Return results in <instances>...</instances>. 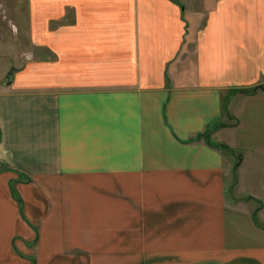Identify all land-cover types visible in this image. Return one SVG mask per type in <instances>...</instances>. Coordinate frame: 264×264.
<instances>
[{
  "label": "crops",
  "instance_id": "0c3cea01",
  "mask_svg": "<svg viewBox=\"0 0 264 264\" xmlns=\"http://www.w3.org/2000/svg\"><path fill=\"white\" fill-rule=\"evenodd\" d=\"M73 1L70 89L0 86V264H264L237 136L264 131V91L223 111L264 86V0ZM109 178L129 206L123 184L97 201Z\"/></svg>",
  "mask_w": 264,
  "mask_h": 264
},
{
  "label": "rangeland",
  "instance_id": "374dc122",
  "mask_svg": "<svg viewBox=\"0 0 264 264\" xmlns=\"http://www.w3.org/2000/svg\"><path fill=\"white\" fill-rule=\"evenodd\" d=\"M86 1V4L94 6L92 0ZM170 1L179 7L186 5L185 0ZM73 2V0H0V86L5 85L6 77L12 69V78L17 80V84L21 83L24 89L53 91L70 89V26L76 21ZM199 3L198 0V5ZM196 5L195 3L193 6ZM80 9L82 10L81 7ZM260 87L261 89L254 93H251L254 88L228 92L224 100L225 109L226 101L230 97L239 94L242 97L260 94V91H264V86ZM237 123L238 120H231L232 125ZM237 136L254 145L249 148L250 154H246L247 158L250 157L247 159L246 170L251 169L264 176V131L256 132L241 127L237 130ZM202 138L211 141L209 136ZM230 139L236 140L234 135H230ZM213 144L217 147L220 145ZM255 146L263 147L256 149ZM221 151L227 157L232 156L235 169L239 155L236 153L234 159L232 151L226 148ZM19 180L22 181L23 177H19ZM129 182L130 180L126 178L102 180L100 185L106 191V195L99 196L97 201L104 206H116L120 201L116 198L115 192L120 190L123 184V191L126 190L127 194L123 196L122 206H129L125 205L130 201ZM98 187L97 184L96 188Z\"/></svg>",
  "mask_w": 264,
  "mask_h": 264
},
{
  "label": "trees",
  "instance_id": "16d2710c",
  "mask_svg": "<svg viewBox=\"0 0 264 264\" xmlns=\"http://www.w3.org/2000/svg\"><path fill=\"white\" fill-rule=\"evenodd\" d=\"M259 89H261V87H256V88H254L253 90H251V93H254L255 91H257V90H259ZM223 111H224V113L227 114V111H226L225 107H224ZM218 127H219V125H218ZM214 147L218 148L219 150H222V149L226 148L227 150L231 151L230 148L226 147V146L223 145V144H222V145H219V147H217V146H214ZM236 166H237V165H236ZM16 174L18 175V179L12 180L11 183H10V187H11V195H12V198L17 202L18 207H19L20 214L22 215V214H23V204H22L21 199L18 197L17 193L15 192L13 185L16 184V183H18V182H19V183H28V182H30V178L24 176L23 174H21V173H19V172H16ZM19 177H23V180H22V181L19 180ZM22 216H23V215H22ZM254 221H255V224H256L257 226H259V223H258L255 219H254ZM259 227H262V226H259ZM263 229H264V228H263Z\"/></svg>",
  "mask_w": 264,
  "mask_h": 264
},
{
  "label": "water",
  "instance_id": "95a60500",
  "mask_svg": "<svg viewBox=\"0 0 264 264\" xmlns=\"http://www.w3.org/2000/svg\"><path fill=\"white\" fill-rule=\"evenodd\" d=\"M11 78H12V69H11V72L6 77V83H7V85L10 84Z\"/></svg>",
  "mask_w": 264,
  "mask_h": 264
}]
</instances>
